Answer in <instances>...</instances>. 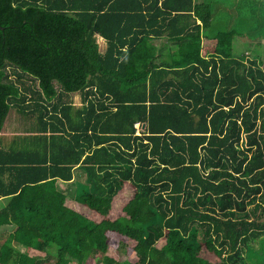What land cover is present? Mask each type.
<instances>
[{
    "label": "trees",
    "instance_id": "obj_1",
    "mask_svg": "<svg viewBox=\"0 0 264 264\" xmlns=\"http://www.w3.org/2000/svg\"><path fill=\"white\" fill-rule=\"evenodd\" d=\"M0 197V264H264V0H0Z\"/></svg>",
    "mask_w": 264,
    "mask_h": 264
},
{
    "label": "rangeland",
    "instance_id": "obj_2",
    "mask_svg": "<svg viewBox=\"0 0 264 264\" xmlns=\"http://www.w3.org/2000/svg\"><path fill=\"white\" fill-rule=\"evenodd\" d=\"M236 1V0H235ZM233 8V6H227L226 9L231 10ZM225 6L223 5L222 2H218L216 4H214L213 6V10L216 12V14L218 15L219 18V25L221 26V22L223 21L221 19L220 21V16L226 17V13L224 12ZM238 39V40H237ZM96 41L98 44V48L100 50H103L105 48V43L104 41L100 38V37H96ZM240 41V39L238 37H235L234 41H233V45H232V51L233 54H242L243 53V49L244 47L242 46V43L238 42ZM254 49L257 52L261 53V47L259 45H255L253 46ZM69 100L71 101V104L73 105V107H79L80 106V97L77 94H71ZM27 122L26 121H22V119L19 118L18 114L14 111H10V113L7 115L5 123H4V127L3 130L1 131V137L3 140H8L6 138H10L11 136H15V135H21V134H25V130L24 128L27 127ZM5 141V142H6ZM78 173V177L80 174V180L83 179V174L82 172L79 170L77 171ZM74 183L73 182H68V183H61L59 186L63 189H70L72 190ZM73 204V203H72ZM7 232V230H6ZM161 241H158L156 244H160ZM52 262V261H50Z\"/></svg>",
    "mask_w": 264,
    "mask_h": 264
},
{
    "label": "crops",
    "instance_id": "obj_3",
    "mask_svg": "<svg viewBox=\"0 0 264 264\" xmlns=\"http://www.w3.org/2000/svg\"><path fill=\"white\" fill-rule=\"evenodd\" d=\"M58 183H59V185L61 184V182H58ZM4 202H5L4 197H0V207L4 204ZM9 229H10V227H0V233L6 232V230L8 232Z\"/></svg>",
    "mask_w": 264,
    "mask_h": 264
}]
</instances>
